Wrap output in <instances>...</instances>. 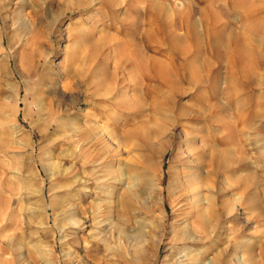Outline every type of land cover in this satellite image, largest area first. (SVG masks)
Instances as JSON below:
<instances>
[{"label": "rangeland", "instance_id": "obj_1", "mask_svg": "<svg viewBox=\"0 0 264 264\" xmlns=\"http://www.w3.org/2000/svg\"><path fill=\"white\" fill-rule=\"evenodd\" d=\"M15 2L0 264H264V0Z\"/></svg>", "mask_w": 264, "mask_h": 264}, {"label": "bare ground", "instance_id": "obj_2", "mask_svg": "<svg viewBox=\"0 0 264 264\" xmlns=\"http://www.w3.org/2000/svg\"><path fill=\"white\" fill-rule=\"evenodd\" d=\"M15 1H17V0H12V2H11V0H0V28L1 27H3V25H5V23H6V20H7V18H9L8 17V15L9 14H7L8 13V11H9V9L10 8H8V4L10 3L11 5H15V4H17ZM27 1V0H26ZM25 0H24V2H26ZM10 4H9V6H10ZM80 10V9H79ZM253 13H254V15H255V17L254 18H256L255 19V21H256V24H257V17H256V15L258 14V12H259V9H255L254 11H252ZM24 13V12H23ZM21 11H20V15L21 14H23ZM252 15V14H251ZM254 15H252V16H254ZM22 16V15H21ZM20 16V27H21V29H23V30H25L26 32H29V26H28V23L25 21V19H23L22 17ZM262 17V16H261ZM216 19V18H215ZM248 19V18H247ZM250 19V18H249ZM251 19H252V17H251ZM260 19V18H259ZM217 20V19H216ZM261 20V19H260ZM255 21H253V22H255ZM216 23L218 22V21H215ZM214 22V23H215ZM218 24H219V22H218ZM251 24H252V21H251ZM262 24V23H261ZM216 25V24H215ZM29 28V29H28ZM75 28H77V27H75ZM2 29H4V28H2ZM81 29V28H80ZM247 30V29H246ZM63 31V30H62ZM78 31H80L81 32V30H78ZM84 33V32H83ZM88 33V32H87ZM246 33V35L248 36V34H247V32H245ZM249 33V32H248ZM251 33V32H250ZM63 34V33H62ZM243 34H244V32H243ZM245 35V36H246ZM62 36V35H61ZM85 36V35H84ZM94 36V35H93ZM212 36H214V34L212 35ZM79 37V36H78ZM83 37V36H82ZM239 37V36H238ZM61 38V37H60ZM213 38V37H212ZM246 38H248V37H246ZM246 38H243L242 39V41H239V43L238 44H236L235 46H234V48L231 50L232 52V59L234 60V62H237V61H240L244 56H247V58L250 60V61H254L255 63L254 64H260L262 61L264 62V59L263 58H261V56H257V55H260V54H257V55H255L253 52H252V50H253V48H252V50L250 49V47L248 46V43L249 42H252V40L251 41H249L247 44L245 43V39ZM81 39V38H80ZM250 39V38H249ZM4 40H5V35H4V33H1L0 32V43L1 44H3L4 43ZM90 40V39H89ZM176 40V39H175ZM213 40H214V38H213ZM90 42V41H89ZM88 42V43H89ZM264 44V43H263ZM262 46V45H261ZM138 52H139V50H138ZM255 52V51H254ZM257 52V51H256ZM86 59H88V56H86L85 57ZM141 58H143V56H142V53H141ZM90 60H91V57H90ZM232 60V61H233ZM258 62V63H257ZM143 65V64H142ZM261 65V64H260ZM140 67V66H139ZM95 71L93 70L92 72H91V77H94L95 76ZM112 91V90H111ZM106 94H109V95H111V96H113V94H114V92H109V93H106ZM110 96V97H111ZM38 107H39V111H40V113H42L43 111H45V107H43L42 105H40V104H38ZM92 133V132H91ZM93 136V135H92ZM92 138V137H91ZM95 140V139H94ZM89 149V148H88ZM88 151V150H87ZM80 158H81V156H79ZM79 159V158H78ZM87 162V161H86ZM94 163V162H93ZM86 164V163H85ZM95 164V163H94ZM88 165V164H87ZM86 165V166H87ZM90 165H91V162H90ZM85 167V166H84ZM89 167V166H88ZM73 168V167H72ZM69 169V168H68ZM76 169V168H75ZM86 169V168H85ZM91 169V168H90ZM96 169V168H95ZM71 170V169H70ZM92 170H94L93 168H92ZM91 170V171H92ZM64 171H66V170H64ZM75 171V170H74ZM85 172L84 173H87L86 171L87 170H84ZM78 172V171H77ZM80 172V171H79ZM64 173V172H63ZM82 173V172H81ZM83 173V174H84ZM88 173H89V171H88ZM95 173V172H94ZM78 174V173H77ZM82 174V175H83ZM71 175H73V174H71ZM76 175V174H75ZM89 175H92V174H89ZM88 175V176H89ZM84 176V175H83ZM89 177H91V176H89ZM88 177V178H89ZM122 177V176H121ZM74 178H75V176H74ZM73 178V179H74ZM85 178V177H84ZM87 178V177H86ZM87 178V179H88ZM92 178H93V176H92ZM99 178V177H98ZM80 179V178H79ZM84 180V181H88V180ZM95 180V179H94ZM97 180V179H96ZM149 180V179H148ZM71 181H73L72 179H71ZM76 181V180H75ZM81 181V180H80ZM83 181V180H82ZM151 181H147V182H144V187H141L142 189H143V191H144V189H146V186L148 187L151 183H150ZM68 183V182H67ZM70 183V182H69ZM95 183V182H94ZM65 184V183H64ZM63 184V187L65 186ZM85 184V183H84ZM86 185H87V183H86ZM67 186V185H66ZM65 186V187H66ZM69 186H71V185H69ZM73 186H74V184H73ZM72 186V187H73ZM89 186H93V185H89ZM95 186V185H94ZM93 186V187H94ZM99 186V185H98ZM101 186H102V184H101ZM79 187V186H78ZM85 187V186H84ZM106 187H107V185H106ZM80 188H82L81 186H80ZM91 188V187H90ZM108 188V187H107ZM149 188H150V186H149ZM148 188V189H149ZM106 189V188H105ZM74 190V189H73ZM72 190V191H73ZM93 190V189H92ZM97 190V189H96ZM100 190V189H99ZM140 190V189H139ZM141 191V190H140ZM74 192V191H73ZM77 192V191H76ZM95 192V191H94ZM97 192V191H96ZM100 192V191H99ZM82 193V192H81ZM88 193V192H87ZM143 193V192H142ZM44 194V193H43ZM43 194L41 195V196H43ZM84 194H86V193H84ZM138 194H140V193H138ZM96 195H97V193H96ZM76 196H77V194H76ZM76 196H74V197H76ZM90 196V195H89ZM44 197V196H43ZM71 197V196H70ZM94 197V196H93ZM45 198V197H44ZM95 198V197H94ZM76 199V198H75ZM85 199V198H84ZM128 199V198H127ZM129 199H131V198H129ZM80 200V199H79ZM85 201V200H84ZM92 201V200H91ZM68 202V201H67ZM87 202V201H86ZM127 202V201H126ZM42 203V202H41ZM70 203V202H69ZM91 204V203H90ZM94 204V203H93ZM97 203H95V205H96ZM127 204V203H126ZM42 205H44L43 203H42ZM73 205V204H72ZM74 205H75V203H74ZM98 205V204H97ZM77 206V205H76ZM78 206H79V204H78ZM77 206V207H78ZM81 206H83L82 204H81ZM86 206H89V205H86ZM85 206V209L87 210V207ZM99 206V205H98ZM69 207V206H68ZM92 207V206H91ZM94 207V206H93ZM93 207H92V210H93ZM97 207V206H96ZM145 207V206H144ZM84 208V207H83ZM82 208V209H83ZM89 208V207H88ZM71 209V211L68 213V215H67V222H68V225L71 227V226H73V225H76V227H77V225H79V229H80V231L82 232V231H85L86 230V225H87V222H83V224H82V221L80 220L79 221V219H81V218H79L78 220H77V216H76V214L74 213V210H73V208H70ZM78 209L80 210V208L78 207ZM92 210H91V212H92ZM100 210V209H99ZM76 211V210H75ZM83 211V210H82ZM97 212H98V210H96ZM77 212H80V211H78L77 210ZM88 212V211H87ZM90 212V211H89ZM88 212V213H89ZM96 212V213H97ZM67 213V212H66ZM65 213V214H66ZM64 214V215H65ZM81 214V213H80ZM87 214V213H86ZM86 214H85V216H86ZM94 214H95V211H94ZM88 215V214H87ZM90 215H91V213H90ZM79 216V215H78ZM92 216V215H91ZM94 216V215H93ZM92 216V217H93ZM77 217V218H76ZM80 217V216H79ZM85 218V217H84ZM96 218V217H95ZM87 219H89L88 217H87ZM92 220V219H91ZM65 222V221H64ZM66 222V223H67ZM96 222H98V221H96ZM61 224V223H60ZM101 224V223H100ZM65 225V224H64ZM62 226V225H61ZM67 226V225H66ZM140 227V226H139ZM138 227V228H139ZM92 228V227H91ZM72 229V228H71ZM73 230V229H72ZM147 231V230H146ZM143 232V231H142ZM64 234V233H63ZM100 234V233H99ZM75 236V235H74ZM133 236V235H132ZM131 236V237H132ZM139 236V235H138ZM72 237V236H71ZM137 237V236H136ZM64 238V237H63ZM69 238V237H68ZM68 238H65L66 240L68 239ZM133 238H134V236H133ZM72 239H73V237H72ZM75 239V238H74ZM79 239H80V237H79ZM79 239H77V240H79ZM62 240H64V239H62ZM145 240H147V239H145ZM68 242V241H67ZM66 242V243H67ZM79 242V241H78ZM81 242V241H80ZM74 241H70L69 242V245L71 244V246L72 245H74ZM76 244V243H75ZM81 244V243H80ZM79 244V245H80ZM74 247V246H73ZM97 248V250H99L100 248H98V247H96ZM95 248V249H96ZM79 250V249H78ZM79 252V251H78ZM80 253V252H79ZM71 254V253H70ZM65 256L67 257V258H70V262H71V264H75L76 262H78L79 263V260H76V262H75V260H74V258L73 257H71V255L69 256V254L68 253H65ZM78 258H81V257H78ZM80 264V263H79Z\"/></svg>", "mask_w": 264, "mask_h": 264}]
</instances>
